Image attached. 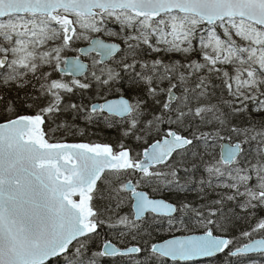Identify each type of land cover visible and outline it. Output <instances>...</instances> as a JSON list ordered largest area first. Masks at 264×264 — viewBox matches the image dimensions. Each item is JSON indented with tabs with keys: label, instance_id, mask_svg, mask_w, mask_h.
Returning <instances> with one entry per match:
<instances>
[{
	"label": "snow or ice",
	"instance_id": "snow-or-ice-1",
	"mask_svg": "<svg viewBox=\"0 0 264 264\" xmlns=\"http://www.w3.org/2000/svg\"><path fill=\"white\" fill-rule=\"evenodd\" d=\"M0 264H264V0H0Z\"/></svg>",
	"mask_w": 264,
	"mask_h": 264
}]
</instances>
